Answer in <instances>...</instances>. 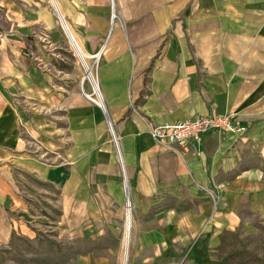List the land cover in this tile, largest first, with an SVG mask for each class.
Instances as JSON below:
<instances>
[{
    "label": "crops",
    "instance_id": "obj_1",
    "mask_svg": "<svg viewBox=\"0 0 264 264\" xmlns=\"http://www.w3.org/2000/svg\"><path fill=\"white\" fill-rule=\"evenodd\" d=\"M1 19L0 221L21 169L59 189L64 217L90 234L129 201L130 264H214L221 235L264 201V0H0ZM65 27L98 55L101 104L52 94L21 53L36 31L69 39ZM210 114L247 132L184 152L151 134Z\"/></svg>",
    "mask_w": 264,
    "mask_h": 264
},
{
    "label": "rangeland",
    "instance_id": "obj_2",
    "mask_svg": "<svg viewBox=\"0 0 264 264\" xmlns=\"http://www.w3.org/2000/svg\"><path fill=\"white\" fill-rule=\"evenodd\" d=\"M0 28L7 32V28ZM40 34L36 31L27 38L21 53L42 72L52 94L61 97L79 93L86 99V94H92V86L85 79L70 39L53 45L40 39ZM4 42L0 35L3 50ZM88 64L96 75L97 62L90 59ZM16 177L17 201L2 203L6 217L0 221V264H122L127 209L132 211L129 201L112 206L113 221L98 222L90 234L86 224L73 227L71 214L64 217V201L54 185L42 183L21 169L16 170ZM257 202L252 211L240 213L236 231H225L215 243L211 252L214 264H264V201ZM131 219L132 226L133 214ZM130 233L125 264H130L134 255L135 237L132 230ZM211 240L202 237L200 246L208 248Z\"/></svg>",
    "mask_w": 264,
    "mask_h": 264
},
{
    "label": "built area",
    "instance_id": "obj_3",
    "mask_svg": "<svg viewBox=\"0 0 264 264\" xmlns=\"http://www.w3.org/2000/svg\"><path fill=\"white\" fill-rule=\"evenodd\" d=\"M211 132H232L244 135L247 132V126L238 123L231 114H210L185 121L165 122L154 126L151 134L157 145L184 152L193 145L200 144L203 137Z\"/></svg>",
    "mask_w": 264,
    "mask_h": 264
},
{
    "label": "bare ground",
    "instance_id": "obj_4",
    "mask_svg": "<svg viewBox=\"0 0 264 264\" xmlns=\"http://www.w3.org/2000/svg\"><path fill=\"white\" fill-rule=\"evenodd\" d=\"M70 32H71L70 34L72 35V38L69 37L70 42H71V46H72L73 50L75 51V53L77 54V56L79 57L80 61L82 62L83 68L85 70V75H84L85 79L88 80L92 86V94H86V96H87V98L94 100V101H97L98 103L101 104L102 97H101L97 77H96V75L93 74V72L90 68V65L88 64V60L94 59V58H95V61L97 62L98 55L95 57L90 56L85 51L84 47L80 44V42L76 38L73 31L70 30ZM127 216H128V219H127L128 222L126 224L124 246H126V240H127L126 237H127L128 228H129V219H130V213L129 212H127ZM125 260H126V253L124 252L122 264H125Z\"/></svg>",
    "mask_w": 264,
    "mask_h": 264
},
{
    "label": "water",
    "instance_id": "obj_5",
    "mask_svg": "<svg viewBox=\"0 0 264 264\" xmlns=\"http://www.w3.org/2000/svg\"><path fill=\"white\" fill-rule=\"evenodd\" d=\"M66 29H67V27H66ZM67 30H68V29H67ZM68 33H69V37L72 38V35L70 34L69 30H68ZM106 115H107V113H106ZM107 119H108L109 124H111V121H110V118H109L108 115H107Z\"/></svg>",
    "mask_w": 264,
    "mask_h": 264
}]
</instances>
